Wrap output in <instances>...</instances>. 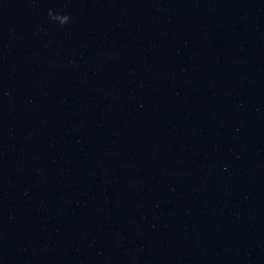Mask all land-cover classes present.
<instances>
[{
  "label": "water",
  "instance_id": "obj_1",
  "mask_svg": "<svg viewBox=\"0 0 264 264\" xmlns=\"http://www.w3.org/2000/svg\"><path fill=\"white\" fill-rule=\"evenodd\" d=\"M0 264H264V0H0Z\"/></svg>",
  "mask_w": 264,
  "mask_h": 264
},
{
  "label": "clouds",
  "instance_id": "obj_2",
  "mask_svg": "<svg viewBox=\"0 0 264 264\" xmlns=\"http://www.w3.org/2000/svg\"><path fill=\"white\" fill-rule=\"evenodd\" d=\"M61 15H63V14H61ZM63 16L68 17L67 15H63ZM68 18H69V17H68Z\"/></svg>",
  "mask_w": 264,
  "mask_h": 264
}]
</instances>
